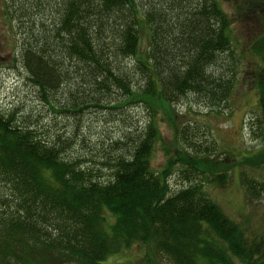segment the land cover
<instances>
[{
	"label": "trees",
	"instance_id": "1",
	"mask_svg": "<svg viewBox=\"0 0 264 264\" xmlns=\"http://www.w3.org/2000/svg\"><path fill=\"white\" fill-rule=\"evenodd\" d=\"M6 1L27 81L49 106L50 91L69 81L71 99L56 100L59 111L138 101L152 112L143 126L108 138L113 152L98 161L109 167L104 174L64 151L76 131L46 136L24 114L19 120L17 107H0V264H102L133 240L172 264H264V237L247 234L197 182L166 193L170 159L158 171L150 166L157 104L190 95L217 107L235 85L239 58L220 2ZM143 25L148 47L139 56Z\"/></svg>",
	"mask_w": 264,
	"mask_h": 264
},
{
	"label": "rangeland",
	"instance_id": "2",
	"mask_svg": "<svg viewBox=\"0 0 264 264\" xmlns=\"http://www.w3.org/2000/svg\"><path fill=\"white\" fill-rule=\"evenodd\" d=\"M218 1L230 16L229 40L239 58L235 85L217 107L201 104L190 95L172 104H157L153 116L160 135L151 148L150 166L158 171L170 159L169 170L166 166L162 177L166 193L197 182L247 234L264 237V0ZM7 3L0 0V107H17L19 120L24 114L46 136L54 133L65 140L76 131L78 138L64 151L70 157L87 156L84 163L99 166L106 174L109 167L98 161L103 151L113 152L108 138L120 134L127 124L143 126L152 110L133 101L122 108L91 106L80 114L59 111L56 100L66 103L71 99L69 81L50 91L55 106H49L27 81L20 62V26L9 15ZM147 33L143 25L139 56L146 53ZM133 130L139 133V129ZM216 174L220 180L215 179ZM249 182H253L251 189L246 186ZM102 264L172 263L152 251L149 243L133 240L129 247L108 254Z\"/></svg>",
	"mask_w": 264,
	"mask_h": 264
}]
</instances>
